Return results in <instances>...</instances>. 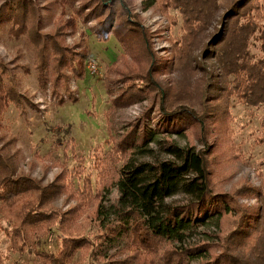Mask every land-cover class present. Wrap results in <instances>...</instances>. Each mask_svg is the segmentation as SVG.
Here are the masks:
<instances>
[{"label":"rangeland","instance_id":"1","mask_svg":"<svg viewBox=\"0 0 264 264\" xmlns=\"http://www.w3.org/2000/svg\"><path fill=\"white\" fill-rule=\"evenodd\" d=\"M106 1L115 27L104 30L106 12L94 9L95 0H0V86H12L21 103L0 115V159L13 179H31L42 189L56 185L43 206L36 196L16 203L15 209L28 204L41 213L26 226L23 217L14 226L0 211V264H136V248H127L116 214L117 182L130 159L172 161L166 143L201 153L212 194L226 195L238 207L220 231L200 230L185 249L206 244L211 258L229 253L227 239L242 216L257 215L264 201L257 198L264 197V103L247 104L241 87L234 88L236 77L204 55L215 28L196 32L185 59L189 37L170 0ZM235 1L222 0L220 16ZM256 3L254 61L263 58L264 0ZM128 28L133 31L126 36ZM135 94L139 99L126 107L116 102ZM164 109L188 116L183 136L170 130L173 125L161 130ZM133 131L138 143L145 133L156 134L162 145L150 144L152 155L144 158L134 155L135 146L121 150ZM190 202L185 196L169 201ZM18 228L22 240L15 253L9 237ZM77 244L83 248L73 249ZM153 246L173 259L170 245Z\"/></svg>","mask_w":264,"mask_h":264},{"label":"trees","instance_id":"2","mask_svg":"<svg viewBox=\"0 0 264 264\" xmlns=\"http://www.w3.org/2000/svg\"><path fill=\"white\" fill-rule=\"evenodd\" d=\"M221 1L170 0L169 8L180 13L186 28L185 37H189L184 43V48L188 49L184 58H188L189 54L191 56L193 37L197 31H210L211 28H215L211 33L210 42L204 48V55L209 61L218 60L220 69L236 77L234 88L240 86L242 99L255 107L264 103V26L261 28L259 38L263 58L254 61L249 54L251 37L257 29L251 12L258 8V4L256 0H236L220 16ZM95 2L97 5L94 9L106 12L104 30L114 28L115 17L107 6V1ZM216 23L219 26L215 25ZM127 26L131 27L130 24ZM132 31L131 28L125 29L126 36ZM64 89L70 93L66 83ZM125 97L124 101L123 98L116 100L121 107L131 104V98L139 99L140 96L135 94ZM13 104L21 108L16 90L12 86H0V115ZM162 114L164 119L160 121L161 130H167L168 126L173 125L170 130L177 136H183V120L189 119L188 116L179 110L170 114L167 109L162 110ZM137 136L136 131L129 133L121 141L119 148L126 151L135 146L137 152L134 155L144 158L152 155L150 144L162 145L156 134L144 133L139 143L136 142ZM162 146L166 147L164 150L172 161L152 164L137 163L130 159L121 169L117 182L119 208L117 207L116 214L123 233L128 236L127 248H136L132 257L135 263L190 264L204 261L203 264H264V201L256 210L257 215L252 218L250 214L242 216L236 229L227 239L233 246L229 253L211 258L210 249L206 244L185 249L200 230L215 227L220 231L223 219L234 216L238 207L235 206V200L226 195L212 194L209 171L201 153L193 148L182 149L174 143ZM12 174L11 167L0 159V199L3 204L0 211L4 219L14 226H18L21 222L20 217H23L21 224L26 226L29 220L41 213L36 211L33 205L29 209L28 204L15 209L16 203L27 196H36L38 206H43L55 196L56 185L42 189L31 179L24 177L13 179ZM251 193L253 191L248 194ZM179 196L188 197L192 202L185 206H174L169 203ZM257 198L262 200L264 197L258 195ZM98 207L100 211L102 203ZM28 209L30 211H27ZM18 229L19 232L9 237L10 249L15 253L20 252L17 245L22 240L19 234L22 232L20 228ZM158 243L170 245L173 256L171 261L166 256H161L159 249L153 246ZM80 248L83 247L78 244L73 247L76 250ZM243 249L251 251L246 255Z\"/></svg>","mask_w":264,"mask_h":264}]
</instances>
